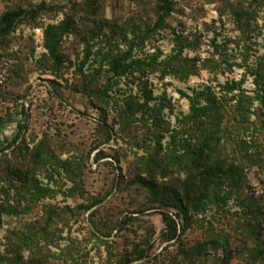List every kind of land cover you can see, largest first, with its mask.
<instances>
[{
	"label": "rangeland",
	"instance_id": "374dc122",
	"mask_svg": "<svg viewBox=\"0 0 264 264\" xmlns=\"http://www.w3.org/2000/svg\"><path fill=\"white\" fill-rule=\"evenodd\" d=\"M159 2L49 0L38 9L34 0H0V15L25 11L0 45L8 73L0 91V204L18 210L2 214L0 254L29 228L46 236L35 241V264H107L109 252L134 248L147 257L130 264H264L256 250L264 248V0H173L174 10L154 27ZM61 21L56 64L43 28ZM176 38L191 46L178 53ZM128 51L124 64L146 65L112 77L110 59ZM226 82L237 89L227 92ZM233 95L245 99L241 109ZM212 99L221 142L228 132L236 137L243 120L241 139L256 157L236 172L235 185L221 180L220 198L190 211L179 221L183 232L168 241L161 210L175 211L152 202L139 180L180 187L188 171L170 166L149 176L142 158L155 149L181 153L184 140L197 144L190 104ZM174 132L181 144H172ZM236 149L223 154L225 164L237 163ZM24 184L38 187L27 203ZM126 215L133 219L122 225ZM20 253L28 259V250Z\"/></svg>",
	"mask_w": 264,
	"mask_h": 264
},
{
	"label": "trees",
	"instance_id": "16d2710c",
	"mask_svg": "<svg viewBox=\"0 0 264 264\" xmlns=\"http://www.w3.org/2000/svg\"><path fill=\"white\" fill-rule=\"evenodd\" d=\"M52 3H47L46 1L36 2L35 6L38 9L51 6ZM174 10L173 0H160L156 5L154 12L156 14V20L154 27H160L165 19V16L171 13ZM24 10L20 8L17 10H10L4 12L0 15V45L2 44L5 37L12 31L15 25L21 20V15L24 13ZM37 10H32L30 15L35 17ZM66 22L61 21L58 24H46L43 28V45L47 50L48 57L53 63L61 64L62 58L58 52L60 39L62 34L63 27H66ZM176 44L178 45V53H181L185 47H190L191 44L185 40H179L176 38ZM130 52L121 54L120 56L112 57L109 61L108 69L112 73V77H119L127 72V70L134 67L146 65L145 62H142L138 59L131 60L128 64H124V61L127 59ZM89 57V53H86L83 57L82 63H85ZM154 61V60H152ZM190 61V60H189ZM194 61V60H191ZM165 71V70H163ZM165 73V72H163ZM260 77V75H258ZM110 78L111 75L107 78L106 86L104 91L110 87ZM227 92H232L236 90L235 82H226L223 86ZM2 88V87H1ZM0 88V91H1ZM232 99L236 101L239 109L242 108L244 100L242 96L233 95ZM218 102L215 99L209 100L205 105L197 106L193 103L190 104L191 116L190 120L192 123L196 124V127L201 132V137L197 144L190 146L187 144L186 140L180 141L177 139V132L172 133V144L179 143L183 147V151L178 153L173 150H168L163 155L159 154V150H154L152 152H147L146 157L142 158V168L149 175L152 176L156 173V170L161 169L162 173L165 175L168 172L170 166L176 168H184L188 171L186 180L182 182L181 186H177L175 183L170 185H158L155 179H143L139 182L146 187L148 196L152 202L160 204V206L173 208L175 213H170L168 210H161L163 222L165 228L162 232V235L168 241L176 240L179 232H183L185 225L182 224L180 227V222L183 217L187 218L190 211L197 210L201 206L206 205V201H211L212 199H218L221 196V187L222 181L227 179L230 181V185H235L238 182L237 179L241 178L236 172L239 169L242 170L244 164H247L252 161V158L256 157L252 155L248 150L250 145L246 140L241 139V132L244 129L243 120L240 123L235 124V136H231V132H228L227 138L232 141H227L222 143L221 138L218 136L219 131V121L220 118L216 114L215 109H217ZM261 107L262 110V119L260 120V126L264 129V98H261ZM242 114V112L240 111ZM153 116V115H150ZM231 136V137H230ZM107 137H111V132L108 130ZM234 145L235 150L230 148V145ZM240 148L239 158L237 163H227L225 164L222 160L223 154L228 152H238L236 148ZM169 148V147H168ZM100 157H106V154L103 150H99ZM99 157H97L98 159ZM259 159V157H257ZM226 161V160H225ZM232 161H235L232 159ZM239 163V164H238ZM60 166L65 167L66 162L60 161ZM195 168V173H190L191 170ZM170 172V171H169ZM242 175V174H241ZM34 187V188H33ZM181 191H180V189ZM23 190L22 197L26 199V203L33 199L37 195L38 187L34 184L27 186L24 184L21 186ZM25 189V190H24ZM227 192V191H226ZM26 194H30V199L27 200ZM194 194V196H193ZM222 198V197H221ZM102 200H97L94 204L100 203ZM258 206H256L257 208ZM26 208H29L28 204ZM26 208H22L25 210ZM259 208V207H258ZM257 211H260L259 209ZM13 208L12 205L0 204V227L2 224L1 217L3 213L13 214L17 213V209ZM145 210H137L136 213L142 214ZM131 219L132 215H126L122 220V225L127 224ZM93 227L95 225L91 223ZM178 226L180 228H178ZM180 229V230H179ZM40 236V237H39ZM39 238H45V234L41 231H31L29 228L26 229V232H20L16 236L15 244H12L8 249L7 254H0V264H35L32 259V251L34 249L35 241ZM149 247V245H148ZM28 250L29 257L27 260H24L20 255L21 251ZM257 253L259 256L263 257L264 260V248L259 246L256 247ZM147 250L145 248L138 249L134 248L132 251L121 250L115 253L109 252L111 259L107 261V264H130L133 261L147 257ZM9 253V255H8Z\"/></svg>",
	"mask_w": 264,
	"mask_h": 264
},
{
	"label": "built area",
	"instance_id": "2783aa9c",
	"mask_svg": "<svg viewBox=\"0 0 264 264\" xmlns=\"http://www.w3.org/2000/svg\"><path fill=\"white\" fill-rule=\"evenodd\" d=\"M34 1L35 2H42V1L48 2L49 0H34ZM41 37H42V35H41ZM205 48L208 49L209 45H206ZM38 49L41 50V49H44V48H43V46H41ZM7 75H8L7 68L3 67V66H0V88L2 87L3 83L5 82V80L7 78ZM3 105H4V102L0 99V115H1V111H2Z\"/></svg>",
	"mask_w": 264,
	"mask_h": 264
}]
</instances>
